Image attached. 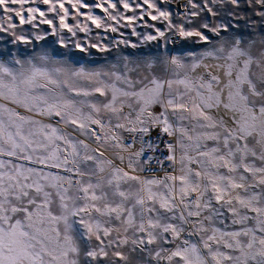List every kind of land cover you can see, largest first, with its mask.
<instances>
[{
  "label": "snow or ice",
  "instance_id": "1",
  "mask_svg": "<svg viewBox=\"0 0 264 264\" xmlns=\"http://www.w3.org/2000/svg\"><path fill=\"white\" fill-rule=\"evenodd\" d=\"M95 8L0 0V264H264V0Z\"/></svg>",
  "mask_w": 264,
  "mask_h": 264
},
{
  "label": "rangeland",
  "instance_id": "2",
  "mask_svg": "<svg viewBox=\"0 0 264 264\" xmlns=\"http://www.w3.org/2000/svg\"><path fill=\"white\" fill-rule=\"evenodd\" d=\"M83 2L93 8V14L101 15V16L103 15L102 13L99 12L97 8H95V0H83ZM81 11L84 12V10Z\"/></svg>",
  "mask_w": 264,
  "mask_h": 264
}]
</instances>
